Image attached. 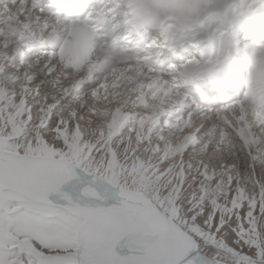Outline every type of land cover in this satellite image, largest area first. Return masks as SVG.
<instances>
[{"label":"rangeland","instance_id":"rangeland-1","mask_svg":"<svg viewBox=\"0 0 264 264\" xmlns=\"http://www.w3.org/2000/svg\"><path fill=\"white\" fill-rule=\"evenodd\" d=\"M4 4V2H0V11H3ZM177 5L178 2L176 3L175 9L173 11H176ZM255 5L258 6V3H255ZM6 6L10 9L6 11V15H0L1 18L9 19L11 17L14 20H18L16 24L27 20L31 21L34 24L29 30H26L24 29V27L22 28L21 26H19L18 29L25 31L21 36L17 31H15L14 34L11 33L9 35L1 33V28L4 29L5 26L0 23V51H4L7 53V50L9 48L12 49L11 53H7L5 57H3V63H0V70L2 71L0 73V132L8 133L9 128H11V133H9V135L11 136H20L21 134H26L30 137L34 132L37 131L36 125L41 120L45 119L47 115L51 114L67 122L72 121L75 118L71 114L72 112H75L78 116L77 123L79 124V129L76 128L77 132L72 134L69 131L67 124H65L64 127L58 130L57 137L53 138L54 142L56 140H62L64 142V145L68 149V154H70L73 159L91 158V163L93 165H97L102 164L105 157H107L112 162V167L108 169L109 173L112 174L118 182H122L123 185L128 187L132 195L137 196L133 198V201L135 203L143 204L144 202H142L141 200L139 201L137 198H144L148 200L149 203L155 201L162 206H165L167 202L166 210L171 213V208L175 207L178 209L182 217L185 213H187L189 216L202 214L207 215L208 219L204 222V227L200 228L199 226H195L193 230L200 238L197 242V245L201 247V254L206 259L210 260L211 264H264V178H261L260 176L262 170L259 171V174L257 173V175L260 176V184L254 182L256 191L250 194L249 191L243 186V195H240L235 201L230 202L225 199V196L223 194H212L213 191L210 190L211 187L209 186L211 184L212 177L210 178L211 173H209L208 167H206V170L204 172H199V169L194 163H191V165L187 164V153L193 149L194 146H192L188 148L187 151H183L181 153V158L183 160V164L181 165L183 171V173L181 174V184L179 186H169V183H165L164 185H162L160 182V174L156 171L155 167L160 163V159H156V157L159 156L160 158L165 149H167L169 146H173L171 143L166 142V135H164L165 139L163 141L153 140V137L157 133V131H155L156 133L153 131V133H151L150 135L152 137L149 139V141L144 145H141L139 140L134 138L129 132V128L133 124L132 121L129 122L124 128L120 127L121 129H118V122H116L114 132L109 135L108 122L109 119L112 118V114L102 112V114H98V111L95 110V112H93V110L89 109V105L82 112H79L76 102L79 103L81 100L85 101L89 98H94L85 96L83 93L79 94L76 92L71 97H64L63 99H60L58 97L57 103L53 104L56 105L57 108L54 112L51 111L49 107L51 102L48 103L45 100V98H49L46 96H41V89L45 86L43 81H46L48 78H50L47 76V74L48 72H50L51 68L48 67L49 63H47V61H44L39 65V67L44 68L43 72H38L37 76H31V78H34V87L30 86V81L21 83L22 77H24L25 69L20 70V65L32 63L33 60L36 59L37 53H41H35L33 51L31 57L24 58V56H21L23 53L24 55L26 54L25 52H23L25 49L22 50L24 46L23 43L35 37V31L40 27L35 26L37 25L36 19L38 18L27 12L26 9L22 8L19 3L13 4V2H9V4H6ZM156 8L157 7H155V9ZM243 8H246V10H242ZM141 9L142 8H140L138 12ZM233 9H237L236 14L229 15L226 13V15L229 21L232 20L233 17H235L236 24H238V21H242L241 19L245 16V14L251 13V11L253 12V7L250 6V3L247 2V0H185V13L187 16L185 15L186 17L181 25L185 28V30H189V17L193 15H199L202 19V24L199 26V28L203 29L205 34H207L208 30L210 31L212 29H216L225 25L226 18L224 17V13L227 11H232ZM255 13H257V11ZM245 19H247V17ZM250 21L237 26L238 34L239 30ZM12 24L14 23L12 22ZM196 30L198 31V29L192 28L189 31H191L193 34H196ZM184 33H186V31ZM159 34H161V37L163 36V32H160ZM182 39L183 37H180L179 34L176 39H174L172 44H175L180 40L183 41ZM155 40L162 41L158 37H153V39L149 42V44L151 45H148L147 47L152 46ZM166 41L167 44L169 40L166 39ZM163 44L164 43H162V45ZM124 45H128V42ZM128 46L130 47L131 45ZM153 48H155L154 52L159 50V48L157 47ZM187 48H192V46L190 45ZM58 52L59 54L61 53L60 51ZM146 53L148 56H152L154 54L150 50ZM170 53L171 52H168L169 55ZM52 54L55 55V53H49V59L54 56H51ZM43 55L46 56L45 54ZM198 55L195 57H185V60H182V62L180 61L181 63L178 62L179 64L170 60L163 59V62L165 64L163 66L161 65V62H154L152 60L151 64L153 63L154 65L161 66L159 69H154V71L159 70L162 74L161 77H156L157 79L155 77H152V80L154 81L153 86L157 85V87H155L157 89H153L150 93H148L150 94L151 99H154V101H161L162 98L166 100L172 91L170 90L171 88L169 86L170 82L174 83V81L177 80V74L180 79L181 73H178V71H180L181 67L186 64L188 60L198 61L196 67L203 64L201 59L199 58L200 54ZM201 55L205 54L201 53ZM124 57V59H127L128 57H133L134 59H136L140 58L141 56H133L129 54L125 55ZM91 60L92 58H88L86 62H82L80 59L78 62H72L71 64L69 63V65L67 66L68 59L65 57L62 62L65 67H72L79 71L82 67L90 64ZM121 61H123V58ZM9 63L14 65L13 72L22 74L18 76V80L17 78H9L7 76V74L11 73L7 71V66L9 65ZM123 63L126 64L128 62ZM97 65L98 64H93L96 69L99 67ZM93 66H91V68ZM103 67L105 69L104 63H100V70L103 71ZM261 67L264 69V61L260 63L259 68L250 76L248 80L249 84L247 85L248 92L247 94L245 93V95L252 96L257 100V102L264 103V88L262 89L260 85V83L264 81V74L259 71ZM90 69L86 79H89L90 77L91 79H93L94 77L96 78L97 74L95 73L94 69L92 68L91 71ZM113 70L115 69L113 68ZM112 72L113 71L109 73L111 74ZM120 73L123 75V78H120L119 73H116L110 76L108 80L103 79L101 81V83L105 84V90L107 94L105 97L106 102L109 97H111L113 101H116V99L118 100L121 95L120 90L124 87L125 84L132 83L135 80V76L133 74L138 75L137 71L132 68L128 70L120 69ZM196 76H198L197 73L192 75L191 77L195 78ZM163 77H169L170 80L164 79ZM112 83H116L117 85L118 92L115 93L117 95L116 97H113L109 94V91L112 90ZM158 87H163V89L161 90ZM10 88L13 89L9 91ZM148 88V83L138 84V87L135 90L137 91V94L134 95V93H131L127 98L126 105H124V107H119L125 116H127V113H132V115L136 113L133 116L135 117V121L139 122V120L143 118V113H145V110L149 112V109L140 105L136 100L137 95H140L141 93H147L146 91ZM177 88L179 91L186 94V88H183V84H180V86L177 85ZM77 94H79L80 97L73 98ZM17 96H19V99H17ZM229 96H231V100L228 99V101H225V103L218 100L215 102L220 107L223 106L222 109H224L226 105H229L232 108L233 113L234 109L238 108L241 114L242 111H244L246 114L245 109H243L245 105L241 109V105L239 106L237 104L239 100L233 102L237 97L233 95ZM217 97L222 98V95ZM187 98L194 102L195 105L199 106V102L195 100V98ZM61 100H63L62 103ZM34 101H42L43 103H45L46 108L44 109L43 107H41V105L38 106V108L34 107L36 105ZM99 102L100 100L96 101V103ZM206 106L212 107L216 105L215 103L210 104L206 102ZM141 108L144 110L143 112L140 111ZM98 109L99 108H97V110ZM112 110L114 109L112 108ZM29 111H31V115H29ZM226 111L227 110H225L224 113H227ZM65 112L67 113V115L63 114ZM260 115H264V113ZM25 116H28V119H25ZM93 116L98 117L100 120L104 119V121L101 120L102 123L101 126H99L100 128L96 127L95 121L92 120ZM194 116L195 113L187 116L182 115L180 117H173L172 119L157 118L156 122L162 124V120L164 123V120H166L167 122H173L175 119L180 120L184 118L185 122H187L185 123V126L188 127L191 126V122ZM225 117L228 118V115H225ZM259 118L260 116H257V119ZM29 120L31 121L30 124ZM227 120L228 121L225 122L223 121L224 124H227V122L230 124L232 122L229 121L230 119ZM238 121L239 122L237 124L234 125L232 123V125L235 127H237L238 125L245 127V125L243 124V122L245 121L242 120V115L239 116ZM84 123H92L93 127H89ZM249 125L250 124L248 123V126ZM230 128H232V126H230ZM213 130L214 128L208 131L207 135L209 137ZM221 131L225 132V134L228 135V133L223 129ZM7 138V136L4 137L5 143L7 142ZM198 143L199 142L197 141V145ZM39 148L40 150L36 153V155L42 160L51 159L54 155L61 151L60 149L53 148L52 145H49L43 140L39 142ZM232 151L234 154V150ZM236 151L239 153L235 156L233 155V157L230 158L229 163H231L232 161H236V158L238 157L237 161L241 176L243 175L245 170L249 171L250 173L255 172L254 169H252V166L251 168H249L250 154L246 153L245 147L237 148ZM141 152L145 153V155L142 156ZM133 156H135L134 164L133 166L129 167L128 161ZM205 156V153H201L199 156H195V158H200L202 159V161H205ZM224 167L226 168L227 172H229L230 174L232 173V168L229 167L228 164H225ZM194 169L195 174L190 177L189 171H193ZM77 172L82 173L80 170H77ZM189 179L192 180V184L188 183ZM231 179H233V176H231ZM200 180L205 181V183L201 184L199 182ZM177 189H179L178 199L176 198ZM54 203L60 205L66 204L58 202ZM145 209L147 210L148 208ZM217 216L219 217L220 224L227 223L228 225L227 229L222 232L219 230V225L214 226L213 218ZM173 250L175 249L173 248ZM208 260L206 262L210 264Z\"/></svg>","mask_w":264,"mask_h":264},{"label":"snow or ice","instance_id":"snow-or-ice-1","mask_svg":"<svg viewBox=\"0 0 264 264\" xmlns=\"http://www.w3.org/2000/svg\"><path fill=\"white\" fill-rule=\"evenodd\" d=\"M86 32L82 46L85 51L95 39L90 31ZM213 63L219 61L209 60L197 68L194 66L198 61L188 60L181 68L185 83L196 72H207ZM52 75V71L47 74ZM86 82L77 81L71 89L64 90L65 96L76 90L94 97L103 87L101 82L96 87ZM33 85L34 78H31L30 86ZM79 97L77 94L73 98ZM49 107L53 112L57 108L56 105ZM74 117L66 122L49 114L36 125L37 131L30 137L11 136V128L8 133L0 132V264H182L200 239L194 227L203 228L208 216L185 213L182 217L175 207L169 213L167 202L162 206L153 201L152 208L146 210L143 204H134L129 188L109 173L112 162L107 157L97 165L91 163V158L73 159L64 142H54L53 138L65 124L69 131L76 129L78 116L74 114ZM41 140L61 151L51 159H40L36 153ZM134 161L135 156L129 159L128 166H133ZM77 170L92 178L81 190L90 202L81 205L63 193L66 204L50 201V193L79 179ZM97 181L102 194L97 191ZM178 192L179 189L177 199ZM146 213H150L147 219ZM213 219L221 232L227 229V223L220 224L218 216ZM172 235L180 236L187 243L173 250L169 240ZM124 237L129 238V247L138 254H117L115 249ZM187 264L195 261L188 260Z\"/></svg>","mask_w":264,"mask_h":264},{"label":"clouds","instance_id":"clouds-1","mask_svg":"<svg viewBox=\"0 0 264 264\" xmlns=\"http://www.w3.org/2000/svg\"><path fill=\"white\" fill-rule=\"evenodd\" d=\"M260 6H264V0H260ZM32 15L40 17L47 24L45 28H38L36 30L35 39L37 43L39 44L41 41L46 42L42 46L51 49L55 48L57 55L55 56V63H52L53 57L49 59L46 56L37 54L36 59L32 63L21 64L20 67L25 68L24 76L29 77L37 76L38 72L44 71L43 67H39L44 61L51 64L50 71L53 72V75L46 81H43L45 86L41 89V96L48 97L51 103H57L58 97L63 99L65 89H71L77 81L85 80L93 64L97 62L103 64L108 60L114 62L108 64V67L118 69L125 66L120 62L125 55H145L149 50L147 49V45L153 37L163 40V37L159 36L156 26L169 23L167 17L163 15L159 17L134 15L131 18L132 27L129 30L131 39H129L128 45H131V47L120 45L119 49H116L109 45L103 54L94 53L90 64L77 71L75 68L65 67L59 59V40L54 38V33H59L63 25L57 23L54 11L51 8L47 10L40 8V10L33 12ZM189 20L191 25L189 29L196 28L198 31L196 34H193L188 30L187 34L183 36V40L196 45L203 64L209 60L214 62L219 61V63H213L207 71L206 75L209 79L202 84V90L210 98L221 95H233L237 97L233 102L239 100L244 103L247 121L252 126L253 133L259 138V143L251 144L250 148L254 154H259L261 157L257 163L260 164L261 170L264 172V115H260L264 113V103L257 102L254 97L245 95L248 92L247 85L250 76L259 68L260 63L264 61V16L251 20L239 30V34L237 32L235 17L225 25L215 30H210L207 34H205L203 29L199 28L202 24V19L199 15L190 16ZM11 51L12 49L9 48L7 53H11ZM7 53L0 51V63H3V57ZM201 53L205 55H201ZM160 67V65L151 63L144 64L142 66L143 74H133L135 80L132 83L124 85L120 90L121 95L118 100L113 101L109 97L106 103L104 101H100L99 103L92 102L90 109L124 107L127 103V98L137 89L138 84L151 83L152 77H160V71H154V69H159ZM13 70L14 65L9 63L7 71L13 72ZM163 78L170 80L169 77ZM26 82V79L22 78L21 83ZM178 84H182V81L177 74L176 83L170 82L169 86L172 91L166 100L162 98L161 101H154L148 93H141L137 96V99L143 96L149 103L156 105L155 108L150 110L154 117H161L162 114H165L162 117L163 119H172L173 117L187 116L195 113L191 126L185 127V120L183 119L174 120L175 127L165 133L166 142L171 143L174 147H179L184 143V137L195 136L199 143L187 153V159L193 160L194 164H196L195 156H199L201 153L206 154L205 162L210 169L215 170V177L211 181L210 187L218 184L220 181H224L225 191H231L225 177L226 168L224 165L228 164L232 168L233 181L244 186L250 194L254 193L256 189L251 173L245 170L241 176L238 161L229 163L230 158L233 156L232 146L240 148L242 145L239 138L233 133V129L225 125L221 119V115H228V118L235 125L238 123V118L241 115L240 110L238 108L234 109V114H232L224 113L221 107L197 106L186 97V94L178 90ZM17 99H19V96H17ZM140 111L143 112L144 110L141 108ZM63 114L67 115L66 112ZM257 116H260V119H257ZM92 120L95 121L96 127L101 126L102 122L98 117L93 116ZM213 128L216 130V135L209 137L207 133ZM222 129L228 133V136L223 139H221ZM141 155L143 156L145 153L141 152ZM156 159H159V156ZM172 162L169 161V163ZM194 174L195 169L189 171L190 177ZM166 179L167 177H165ZM163 182L161 181V183ZM199 182L201 184L205 183L203 180ZM188 183L192 184V180L189 179ZM212 194L218 195L215 193L214 188Z\"/></svg>","mask_w":264,"mask_h":264},{"label":"bare ground","instance_id":"bare-ground-1","mask_svg":"<svg viewBox=\"0 0 264 264\" xmlns=\"http://www.w3.org/2000/svg\"><path fill=\"white\" fill-rule=\"evenodd\" d=\"M67 1L68 0H58L55 2L54 6L51 9L54 10V9L58 8L61 5V3L65 4V2H67ZM0 2H1V0H0ZM118 2H120V5L117 4ZM177 2H178V5L176 7V11H173L175 9ZM247 2H249L250 6L253 7V12L251 11V13L245 14V16L241 19L242 21H240V22L238 21V24H236L237 26L241 25L242 23H245L247 21H250V20L256 19L258 17L264 16V6H260V0H258V1L247 0ZM255 3H258V6L255 5ZM72 6H73V3L69 7L72 8ZM153 6L157 7L156 9H158V10H156L155 7H153ZM140 8H142V9L138 12V10ZM9 9L10 8H8L5 4L3 11H0V15L3 16L5 13L7 14L6 11ZM0 10H1V7H0ZM93 10L96 12L95 15H97V17H98V19L96 20V24H97V27H100V30H103V29L109 27L113 21L116 22V26H118V28H117L114 36L116 37L117 44L113 46V48H116V49H118V47L120 45L126 44L129 41V39H131V37L129 36V30L132 27L131 18L134 15H141V16H147V17H159V16L163 15V16L167 17L169 23H167L165 25H157L156 26L159 33L163 32V36H162L163 40L162 41L155 40V42L153 43V45H152L153 47L159 48V50L156 52H154L155 48H153L152 46L147 47V49H149L152 53H154L152 56H150V55L148 56L146 53L145 55L141 56L140 58H136V59H134L133 57H128L127 59H123V61L126 60L128 63H126V62H125L126 64L123 63L125 65L124 67L118 68L115 70H113V68L108 67V63H104L105 69L103 67V71L100 70V63H98L97 66H99V67L97 69L95 66L92 65L93 66L92 68L94 69L95 73L97 74L96 78L94 77L93 79H91V77H90L89 79H85L87 81L86 83H88L91 87H95L103 79L108 80V78L110 76H112L116 73H119V77L123 78V75L120 73V69L128 70V69L132 68V69L137 71L138 75H141L142 74V66L146 63H151L152 60L154 62H161V65L163 66V65H165L163 62V59L169 60L166 56H164V55H166V54H163L164 51L171 52L170 55L172 54V56H171L172 60L170 59V61H174L175 63H178L180 61L182 62V60H185V57L193 56V55H191L193 53L188 54V55L187 54L180 55L183 51L189 50L187 47L190 45L192 46V48L194 49L195 52H198L195 44L185 42L183 39H182L183 41L180 40L179 42L172 44L174 39H176V37L179 34H180V37H183L185 34H187V31H188V30H185V28L181 25V23L184 21L185 17L187 16L185 13V0H126V1H123V0L112 1V0H110L108 5H95V6H93ZM256 11H257V13H255ZM226 13L229 15L236 14L237 9H233L232 11H227L224 13V17L226 18V23H227L229 21V19L227 18ZM246 17H247V19H245ZM12 22L14 24H12ZM16 22H18V20H14L11 17L9 19L1 18L0 23L5 26L4 29L1 28V33H4L5 35H9L11 33L14 34V32L17 31L22 36L25 31L18 29V27L21 26L22 28L24 27V29L29 30V29H31V27L34 24L29 20L24 21V22H20L18 24H16ZM246 25H244V26H246ZM212 30H215V29H212ZM68 31L73 37V31L70 29L67 30V32ZM185 31H186V33H184ZM208 32H209V30H208ZM35 34H36V31H35ZM159 36L161 37V34H159ZM173 37H174V39H173ZM54 38L57 39V36H55ZM166 39L169 40V42L167 44H166V42H167ZM32 42H34V43L31 45ZM44 43H46V42H39V44H38L37 41L35 40V37H33L32 39H29L28 41L23 43L24 46L22 49V50H24L27 48V50L28 49L29 50L26 52V55L22 54L21 56H24V58L31 57L32 52L34 51L36 53L37 50L39 49V47H41ZM79 43H80V35L76 34L74 36V43L70 49L66 50L65 47L62 44H60L59 50H60V52L68 51L70 53H73L74 54L73 62H78L80 59L82 62H86L88 60V58H91L93 56V54H89V48L87 51L83 50V47L80 46ZM162 43H164V44L162 45ZM148 45H151V44L148 43ZM49 49L51 50V48H49ZM58 54H59V52H58ZM39 55H40V53H39ZM53 55L54 54H52L51 56H53ZM197 55H195V56H197ZM42 56H44V55H42ZM62 56L64 57V55L61 54V57ZM163 56H164V58H163ZM178 58H181V59L177 60ZM173 59H176V60H173ZM131 61H133V64H131ZM69 63L70 62L68 61L67 66L69 65ZM168 64H170V63H168ZM171 65H172V63H171ZM202 65L203 64H201L200 66H202ZM200 66H197V68ZM194 67H196V65ZM21 69H25V68L20 67V70ZM91 69H90V71H91ZM111 71H113V72L110 74L109 72H111ZM259 71H261L264 74V69L262 67L260 68ZM1 72L2 71L0 70V73ZM108 73H109V75H108ZM178 73H181V69H180V71H178ZM198 73H199L198 76H196L195 78L191 77L187 83H185L186 77L183 75H180V80L182 81L183 88L184 89L186 88L185 89L186 92H187V90L188 91H196L199 93L202 91V95H203V97H205L206 95H205L204 91L200 90V88L202 89V84L204 83V81L209 79V77L206 75V72L205 73L198 72ZM258 73H260V72H258ZM161 74L162 73L160 72V77H161ZM19 75H22V74L21 73L17 74V72H11L10 74H7V76L9 78L14 77V78H17V80L19 79V77H18ZM22 78L26 79V81H30L31 76L30 77L24 76ZM20 79H21V77H20ZM159 79H161V78H159ZM176 81L177 80H175L174 83H176ZM153 82L154 81L151 80V83H148L149 88L146 91L147 93H150L153 89H157V88H155V87H157V85L153 86ZM249 82H251V81H249ZM102 84H103V87L98 89L97 94L94 96V98H89L88 100H85V101L81 100L79 103L76 102V105H78L79 112H82L88 105H89V109H90V104L93 101L96 102L97 100H100V101H104L106 103L105 97L107 94H106V90H105V84L104 83H102ZM178 85L180 86V84H178ZM260 85L263 89L264 88V81L261 82ZM158 88L161 90L163 89V87H158ZM12 89L13 88H10L9 91H11ZM89 90H90V88H89ZM76 92H77L76 90H73L67 96H65V94H63V95H64V97L69 98L72 95H74ZM116 92H118L117 85H116V83H112V90L109 91V94L113 97H116L117 96L115 94ZM133 93H134V95H136L137 91H134ZM79 94H82V93H79ZM228 97L230 98L231 96H228ZM97 98H99V99H97ZM209 99H211V98H209V96H208V100ZM45 100L48 103L50 102L49 99L45 98ZM136 100L139 102L140 105L149 109V112H147L145 110V113H143V118H141L139 120V122H136L135 117L133 116L136 113H134L133 115H132V113H127V116H125L119 107L113 108L114 110H112V109L110 110L108 108H99L98 110H97V108H91V110H93V112H95V110L98 111V114H100L101 112L112 114V118H110L109 122H108V126H109L108 133H109V135H111L112 132H114L115 127H116V125H115L116 122H118V129H119L120 127L124 128L125 126H127V124L129 122L132 121L133 124L129 128V132L131 133V135L134 138L139 140L141 145H144L146 142L149 141V139L152 137L150 135H151V133H153V131L154 132L157 131V133L155 132L156 134L153 137V140L163 141L165 139V136H164L165 133L168 130L173 129L175 127L174 122H169V121L167 122L166 120H164L163 124L157 123L156 122L157 118L163 119L162 117L165 114H162L161 117H154V116H152L150 110L156 107L155 104L149 103L147 100L144 99L143 96H141L140 99H136ZM152 100H154V99H152ZM227 100H228L227 96H223L222 98L219 97V99H218V101H220V102H225ZM62 102H63V100H61V103ZM34 103L36 104L34 107L38 108V106L41 105V107H43L44 109L46 108L45 103H43L42 101L41 102L40 101H34ZM53 104L54 103H50V106ZM200 105H206V103H202L200 101ZM215 105L216 106H212V108L220 107L219 105H217L216 102H215ZM74 107H75V105H74ZM207 107H211V106H207ZM241 107H243V104H241L240 108ZM221 108H223V106ZM243 109H245V107ZM225 110H227L226 111L227 113L234 114L232 108L229 105H226V107L224 109H222L223 112H225ZM71 114H72V116H74V114H75V116H77L75 112H72ZM241 115H242V120L245 121V122H243L245 127H242L241 125H238L237 127H235L232 125L231 120H229L231 122L230 124L227 122V124H225V125H227L228 127L232 126L233 133L239 138V141L241 142L242 147H245L246 153L250 154V158H249V165L250 166H249V168H251V166H252L253 167L252 169H254V171H255L253 173L251 172V175H252L254 182H257L258 184H260L259 179H260V176H261V178H264V172L261 171V166L259 163H257V161L260 160L261 157L259 156V154H254L250 148L251 144L259 143V138L253 133L252 126L251 125L248 126L247 117H246V114L244 111H242ZM187 119H188V117H187ZM221 119L225 122V121H228L227 119H229V118H226L225 115H221ZM101 120L104 121V119H101ZM175 120H178V119H175ZM183 120H184V118H183ZM185 123H187V122H185ZM84 124H86L87 126H92V123L91 124L84 123ZM185 125L186 124H184V126ZM78 126H79V124H78ZM185 127H187V126H185ZM77 129H79V127H77ZM77 129H74L70 132L72 134H74L75 132H77ZM215 135H216V130L214 129L212 131L210 137H214ZM227 136L228 135H226L225 132L221 131V139H223ZM197 141L198 140L195 136H186V137H184V143L181 144L179 147L169 146L167 149L164 150V152L162 153V156L159 158L160 159L159 165L155 167L156 171L160 174V182L164 181L163 183H161L162 185H164L165 183H169L170 184V185L168 184L169 186H173V185L179 186L181 184V181H182V175L181 174L183 173L182 166H181L183 164V160L181 158V153L183 151H187V149L192 147V146H196ZM232 150H234V154H233L234 156L239 153L236 151L237 147H235V146H232ZM237 158H236V161H237ZM187 160H188L187 164H189V165H191V163H194L193 160H191V159H187ZM195 160L197 162L195 165L199 169L198 171L204 172L206 170V167H208L207 163L205 161H202V159H200V158H198V159L195 158ZM169 161H173V162L169 163ZM257 168L260 170H258ZM259 171H261V173H262V174L260 173V176L257 175V173L259 174ZM209 173H211L210 178L212 177V180H213L215 177V170L209 168ZM77 176L79 177L78 180L74 179L72 181H69V182L61 185L60 190L58 192L50 193L49 194L50 201H52L53 203L54 202L67 203V201H65L61 195L63 193V194L68 195L74 202L80 203L81 205H83L85 203H89L90 202L89 198L83 197L81 190L92 178L88 177L87 175H84L80 172H77ZM231 176H233L232 173L230 174L226 170L225 177H226L227 184H228L229 188L231 189V191H227V192L225 191L224 181H220L218 184H215L210 188L211 191H213V188H214L215 193L223 194L225 197H227V200L230 202L235 201L236 199H238V197L240 195H243V192H242L243 186L234 182L233 179H231ZM165 177H167L166 180H165ZM99 184L100 183L97 181V184H96L97 191L99 193H102L103 189L99 186ZM135 197H137V196L131 194L132 200ZM137 199L139 201L141 200L142 202H144L143 204H144L145 208H148V209L152 208V204H151L152 202L149 203V201L144 199V198H137ZM133 203L136 204L134 201H133ZM148 215H150V213H146L145 218H147ZM169 240H170L171 247H173L174 249L182 248L187 243L186 240H184L183 238H181L178 235L170 236ZM128 241H129L128 237H124L120 240V242L118 243V245L115 249L118 255L128 256V255L137 254V252L134 248L129 247ZM200 248L201 247L197 245L196 249H199V251L201 252ZM188 260H194L195 264H208L206 262L208 259H206L205 257L204 258L201 257L200 253L193 251V249L184 258V261L182 262V264H187ZM208 262L211 264L210 260H208Z\"/></svg>","mask_w":264,"mask_h":264},{"label":"water","instance_id":"water-1","mask_svg":"<svg viewBox=\"0 0 264 264\" xmlns=\"http://www.w3.org/2000/svg\"><path fill=\"white\" fill-rule=\"evenodd\" d=\"M100 183V182H99ZM193 251H195V252H197V253H200V255H201V257H203L204 258V256L201 254V252L199 251V249H193Z\"/></svg>","mask_w":264,"mask_h":264}]
</instances>
